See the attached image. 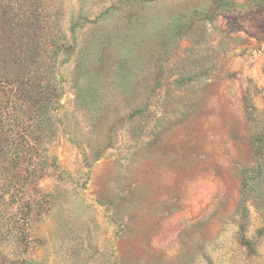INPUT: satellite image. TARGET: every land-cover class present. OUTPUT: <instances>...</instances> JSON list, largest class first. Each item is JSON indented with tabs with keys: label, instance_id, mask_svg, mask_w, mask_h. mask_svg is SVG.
I'll use <instances>...</instances> for the list:
<instances>
[{
	"label": "rangeland",
	"instance_id": "obj_1",
	"mask_svg": "<svg viewBox=\"0 0 264 264\" xmlns=\"http://www.w3.org/2000/svg\"><path fill=\"white\" fill-rule=\"evenodd\" d=\"M0 127V264H264V0H0Z\"/></svg>",
	"mask_w": 264,
	"mask_h": 264
},
{
	"label": "trees",
	"instance_id": "obj_2",
	"mask_svg": "<svg viewBox=\"0 0 264 264\" xmlns=\"http://www.w3.org/2000/svg\"><path fill=\"white\" fill-rule=\"evenodd\" d=\"M14 112H13V115H15L14 116V120L16 121L17 120V124H19L20 123V121L18 120L19 118H22V116H23V114L21 113V111L19 110V108L18 109H12ZM9 113V112H8ZM7 112H6V117H10V115H11V113H9L8 114ZM0 128H2V127H0ZM19 132H20V130H19Z\"/></svg>",
	"mask_w": 264,
	"mask_h": 264
}]
</instances>
